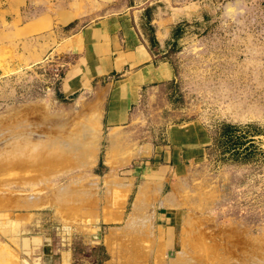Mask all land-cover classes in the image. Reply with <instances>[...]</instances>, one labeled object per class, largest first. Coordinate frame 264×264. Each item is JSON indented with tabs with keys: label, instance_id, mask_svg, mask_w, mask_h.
Returning a JSON list of instances; mask_svg holds the SVG:
<instances>
[{
	"label": "rangeland",
	"instance_id": "rangeland-1",
	"mask_svg": "<svg viewBox=\"0 0 264 264\" xmlns=\"http://www.w3.org/2000/svg\"><path fill=\"white\" fill-rule=\"evenodd\" d=\"M53 3L82 23L125 16L173 77L106 127L92 96L61 98L68 56L34 63L0 39V239L18 253L5 263L264 264V0H45L31 13ZM16 232L43 239L26 255Z\"/></svg>",
	"mask_w": 264,
	"mask_h": 264
},
{
	"label": "crops",
	"instance_id": "crops-1",
	"mask_svg": "<svg viewBox=\"0 0 264 264\" xmlns=\"http://www.w3.org/2000/svg\"><path fill=\"white\" fill-rule=\"evenodd\" d=\"M44 1L0 0V39L22 42L24 52L40 53L34 63L51 53L68 56L70 60L65 63L58 86L61 98L92 96L96 106L103 109L101 122L106 127L127 122L129 109L143 85L172 79L170 63L157 59L163 52L153 51L151 43L138 34L125 16L113 14L82 23L75 10L55 3L52 10L31 13ZM56 49L59 52L54 53ZM19 233L11 238L16 244L20 241L22 247L26 244L25 251H31V245L35 249L43 239L40 235ZM8 244L0 239V264H7L3 261L11 260L10 257L17 259L18 253ZM63 253L67 262L72 260L70 247L62 252V260Z\"/></svg>",
	"mask_w": 264,
	"mask_h": 264
},
{
	"label": "water",
	"instance_id": "water-1",
	"mask_svg": "<svg viewBox=\"0 0 264 264\" xmlns=\"http://www.w3.org/2000/svg\"><path fill=\"white\" fill-rule=\"evenodd\" d=\"M46 237H47V239L50 238L49 235H47ZM91 238H92V239H100V238H101V233H100V231H98L97 234H91Z\"/></svg>",
	"mask_w": 264,
	"mask_h": 264
},
{
	"label": "bare ground",
	"instance_id": "bare-ground-1",
	"mask_svg": "<svg viewBox=\"0 0 264 264\" xmlns=\"http://www.w3.org/2000/svg\"><path fill=\"white\" fill-rule=\"evenodd\" d=\"M24 145H25V144H24ZM29 146H30V145H29ZM31 146H32V145H31ZM34 148H35V147H34ZM23 246H24V249H27V248H28V246H27L26 244H24ZM36 247H37V246H35V248H36ZM28 252H29L28 250H27V251L24 250V254L27 255ZM37 259H38V258H34V262L38 263V262H37V261H38ZM3 263H5V261H3ZM173 263H174V262H173ZM175 264H176V263H175Z\"/></svg>",
	"mask_w": 264,
	"mask_h": 264
},
{
	"label": "trees",
	"instance_id": "trees-1",
	"mask_svg": "<svg viewBox=\"0 0 264 264\" xmlns=\"http://www.w3.org/2000/svg\"><path fill=\"white\" fill-rule=\"evenodd\" d=\"M100 261H101V260H98V263H97V264L101 263Z\"/></svg>",
	"mask_w": 264,
	"mask_h": 264
}]
</instances>
